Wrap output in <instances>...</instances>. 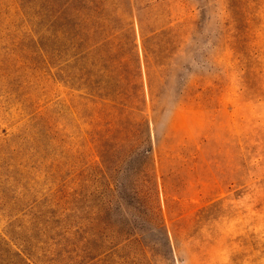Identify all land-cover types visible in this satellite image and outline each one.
<instances>
[{
	"label": "rangeland",
	"instance_id": "rangeland-1",
	"mask_svg": "<svg viewBox=\"0 0 264 264\" xmlns=\"http://www.w3.org/2000/svg\"><path fill=\"white\" fill-rule=\"evenodd\" d=\"M75 7L0 0V264H264V0Z\"/></svg>",
	"mask_w": 264,
	"mask_h": 264
},
{
	"label": "trees",
	"instance_id": "trees-1",
	"mask_svg": "<svg viewBox=\"0 0 264 264\" xmlns=\"http://www.w3.org/2000/svg\"><path fill=\"white\" fill-rule=\"evenodd\" d=\"M20 1H21V4L24 6V8L25 7L27 9L33 8V10H35L34 11L35 15L37 14V17L42 19V21L44 22H74L75 14L77 12L81 13V10H78L75 7L76 0H20ZM55 31L60 33L59 28H57ZM158 37L159 35L157 33H154L151 36L152 39H155ZM67 39L68 40H66L61 46H59V48L54 50L56 51L55 52L56 56L62 53L71 55L73 44L70 38H67ZM96 45H99V44H95L94 47H96ZM41 49L46 54H49V51H51L50 46H47V45L42 46ZM145 53L146 55L148 54L153 55L155 53V50L151 52L149 51V49L146 48ZM69 59L70 58L68 57L67 60L65 61L67 62L69 61ZM108 100L112 102L114 101L113 99H108ZM124 106L127 107V105H124Z\"/></svg>",
	"mask_w": 264,
	"mask_h": 264
}]
</instances>
